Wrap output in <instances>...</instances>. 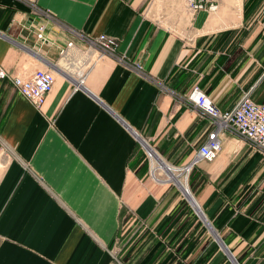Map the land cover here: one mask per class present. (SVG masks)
I'll return each instance as SVG.
<instances>
[{"label":"crops","instance_id":"0c3cea01","mask_svg":"<svg viewBox=\"0 0 264 264\" xmlns=\"http://www.w3.org/2000/svg\"><path fill=\"white\" fill-rule=\"evenodd\" d=\"M217 1L160 17L154 0H38L42 45L32 2L0 0V63L56 75L41 109L0 79V264H264V152L221 132L188 193L152 179L138 138L182 164L214 128L183 97L195 84L222 109L264 102V0ZM71 26L117 37L128 61L104 56L75 88Z\"/></svg>","mask_w":264,"mask_h":264},{"label":"built area","instance_id":"2783aa9c","mask_svg":"<svg viewBox=\"0 0 264 264\" xmlns=\"http://www.w3.org/2000/svg\"><path fill=\"white\" fill-rule=\"evenodd\" d=\"M30 1L44 18L34 30V35L42 45L49 44L53 40L46 33V19L52 18L53 14L50 10L40 7L38 0ZM217 7V0H187V8L193 14L202 8L212 10ZM69 31L71 36L61 46L59 60L65 72L75 81V88L84 84L88 70L104 56L111 55L121 62L128 61L126 55L119 51L120 41L117 37L106 32L90 34L72 26ZM131 65L142 67L138 62ZM8 75L12 77L14 85L20 92L40 109L56 80L55 71L51 67H38L29 74L14 75L0 63V79ZM183 97L197 106L201 115L214 123V128L191 160L182 164L166 159L148 138L138 135L150 162V176L153 174L152 170L160 164L166 166L167 181L159 177L157 182H174L189 193L191 172L200 159L212 160L219 154L222 149L220 134L224 131L239 135L252 147L264 152V102L246 94L231 108L222 109L197 84ZM162 175L164 176V173Z\"/></svg>","mask_w":264,"mask_h":264},{"label":"rangeland","instance_id":"374dc122","mask_svg":"<svg viewBox=\"0 0 264 264\" xmlns=\"http://www.w3.org/2000/svg\"><path fill=\"white\" fill-rule=\"evenodd\" d=\"M154 1H155V3H154V12L157 13L156 14L157 16L161 17V15H163L162 11H166L165 7L167 5H170V4H173L174 6H178L179 5L178 7H181L182 14H181L180 17H182L183 14L187 15L186 10H185V5L183 6V3H185V0H154ZM181 1H183V2H181ZM173 15H175V17H176L177 14L174 13ZM174 19H176V18H174Z\"/></svg>","mask_w":264,"mask_h":264},{"label":"bare ground","instance_id":"6f19581e","mask_svg":"<svg viewBox=\"0 0 264 264\" xmlns=\"http://www.w3.org/2000/svg\"><path fill=\"white\" fill-rule=\"evenodd\" d=\"M83 83H85V81ZM152 173L153 174L151 175V177L155 181H157L159 177H161L162 179H165L167 181V177L165 175L166 174V166H165V164L162 163L159 166H157L156 168H154L152 170ZM163 173H164V176L162 175Z\"/></svg>","mask_w":264,"mask_h":264},{"label":"water","instance_id":"95a60500","mask_svg":"<svg viewBox=\"0 0 264 264\" xmlns=\"http://www.w3.org/2000/svg\"><path fill=\"white\" fill-rule=\"evenodd\" d=\"M139 135V134H138ZM194 200V198H193ZM195 201V200H194ZM225 246H227L225 243H224ZM229 252L233 255L234 259L237 261L236 257L234 256L233 252L228 248ZM238 262V261H237Z\"/></svg>","mask_w":264,"mask_h":264}]
</instances>
